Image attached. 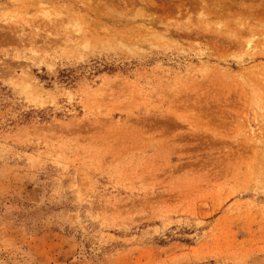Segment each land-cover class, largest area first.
Instances as JSON below:
<instances>
[{
	"label": "rangeland",
	"instance_id": "374dc122",
	"mask_svg": "<svg viewBox=\"0 0 264 264\" xmlns=\"http://www.w3.org/2000/svg\"><path fill=\"white\" fill-rule=\"evenodd\" d=\"M262 87L264 0H0V264H264Z\"/></svg>",
	"mask_w": 264,
	"mask_h": 264
},
{
	"label": "bare ground",
	"instance_id": "6f19581e",
	"mask_svg": "<svg viewBox=\"0 0 264 264\" xmlns=\"http://www.w3.org/2000/svg\"><path fill=\"white\" fill-rule=\"evenodd\" d=\"M262 88H264V87H262ZM255 112V111H254Z\"/></svg>",
	"mask_w": 264,
	"mask_h": 264
}]
</instances>
